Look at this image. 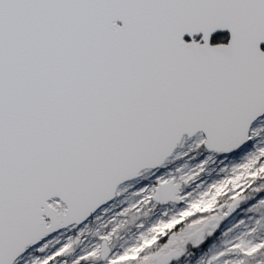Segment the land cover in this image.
<instances>
[{"label":"snow or ice","instance_id":"6c2138e0","mask_svg":"<svg viewBox=\"0 0 264 264\" xmlns=\"http://www.w3.org/2000/svg\"><path fill=\"white\" fill-rule=\"evenodd\" d=\"M0 264H264V0H0Z\"/></svg>","mask_w":264,"mask_h":264}]
</instances>
